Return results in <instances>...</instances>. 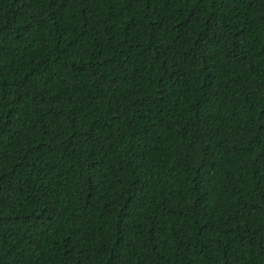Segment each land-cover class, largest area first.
<instances>
[{"label":"trees","instance_id":"obj_1","mask_svg":"<svg viewBox=\"0 0 264 264\" xmlns=\"http://www.w3.org/2000/svg\"><path fill=\"white\" fill-rule=\"evenodd\" d=\"M0 264H264V0H0Z\"/></svg>","mask_w":264,"mask_h":264}]
</instances>
